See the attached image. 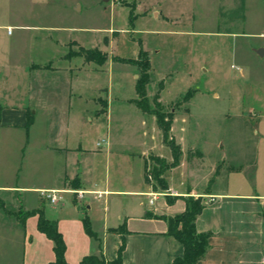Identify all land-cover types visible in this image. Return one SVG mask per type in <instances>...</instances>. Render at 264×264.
I'll list each match as a JSON object with an SVG mask.
<instances>
[{
    "label": "crops",
    "instance_id": "crops-1",
    "mask_svg": "<svg viewBox=\"0 0 264 264\" xmlns=\"http://www.w3.org/2000/svg\"><path fill=\"white\" fill-rule=\"evenodd\" d=\"M166 1L156 0L148 10L156 20L178 24L187 12L175 15ZM133 4L138 6L140 0ZM196 4L203 10H191L190 24L208 23L210 35L240 39L249 57L264 60V0H196ZM42 10L39 0H31L27 20L7 25L8 33L13 27L37 31L43 33L45 42L52 43L51 32L56 27L41 23V15L49 14L47 7ZM189 30L194 29L176 31L193 32ZM68 53L60 57L68 62L61 68L51 61L47 69H43L46 63L24 66L17 76L20 82L0 93V137L24 139L19 146V168L14 163L10 168L0 154V264L55 260L53 242L37 229L38 212L56 224L68 264H79L87 255L102 254L107 261L114 260L122 239L124 264H171L182 256L183 247L167 235L166 219L184 212L186 197L200 199L202 210L195 228L209 234L207 252L197 264H264V100L263 105L249 108L257 127L251 153L245 149L235 155L223 153L224 145L216 142L213 146L219 152L212 154V145L207 149L198 141L183 139L178 134L183 127L174 118L170 134L181 155L176 166L163 172L167 189L162 190L155 181L146 182L147 164L149 160L154 163L152 157L169 164L172 153L163 143L155 117L148 119L134 102L137 74L132 75L131 97L111 94L101 101L100 93L108 91L99 89L89 97L80 80L83 72H95L88 70L91 62L80 56L67 59ZM262 67L260 84L253 78V83L247 80L249 89L257 94L261 92L253 89L255 85L262 86L264 93V64ZM163 91L159 103L164 106ZM120 108L135 114L144 133L150 128L146 135L155 134L157 139H114L109 124ZM93 121L98 125L106 122L105 139L89 141L87 125ZM45 191H57L58 200L52 203L43 196ZM79 191L84 193L82 198L76 194ZM153 195L156 199L149 203ZM24 213L28 215L23 217ZM85 218L96 238L85 231ZM14 239L20 244L16 253L9 254L2 242Z\"/></svg>",
    "mask_w": 264,
    "mask_h": 264
},
{
    "label": "rangeland",
    "instance_id": "rangeland-1",
    "mask_svg": "<svg viewBox=\"0 0 264 264\" xmlns=\"http://www.w3.org/2000/svg\"><path fill=\"white\" fill-rule=\"evenodd\" d=\"M129 1L132 3L125 0H39L41 11L44 6L49 10V14L41 15V23L56 27L51 32L54 39L51 43L45 42L43 33L37 31L13 27L8 33L7 25L27 20L26 12L31 0H0V93L20 82L17 76L22 74L24 66L46 63L43 69H47L50 61L59 68L68 65L61 60L62 56L69 51L78 52L81 43L84 48H99L109 58L102 65L89 63L88 70L95 72H83L80 76L88 96L92 97L103 89L109 94L100 93L101 101L107 100L111 94L128 98L134 93L132 75L136 74V68L113 63L110 58L132 60L142 48L151 62L152 80L147 87L150 108H153L151 100L161 81L164 89L161 101L166 104L162 105L163 111L172 113L179 120L178 125L183 129L177 132L183 139L198 141L207 149L212 145V154L219 152L213 146L216 142L224 145L223 153L229 151L235 155L244 149L251 153L249 149L253 150L257 127L249 108L263 105V88L255 84H260L264 60L249 57L239 38L212 36L211 32L208 33L211 31L208 23L190 24L191 10H203L195 5L196 0L166 1L174 14L181 10L187 12L178 24L154 18L148 9L156 0H140L138 6L133 4L134 0ZM180 27L194 30H189L193 31L190 33L176 31ZM243 76L246 77L243 79ZM251 78L256 87L253 89H259L261 93L249 89L251 85L247 80L252 82ZM187 91L194 96L183 102ZM99 107H103L101 103ZM121 109L124 108L113 112V122L109 124L114 139H157L155 134L146 135L150 128L144 133V127L135 114ZM146 116L149 119L150 115ZM183 119L184 123H181ZM87 127L89 141L106 138V122L98 125L93 121ZM21 140L24 139H18L16 135L8 139L0 137V154L5 155L3 158L7 159L10 168L13 163L18 167L21 162ZM147 167V176L149 174L155 181L152 172L157 167L156 163L149 160ZM202 169L207 170L205 166ZM12 242H2L9 254L16 253L20 244L16 239Z\"/></svg>",
    "mask_w": 264,
    "mask_h": 264
},
{
    "label": "trees",
    "instance_id": "trees-1",
    "mask_svg": "<svg viewBox=\"0 0 264 264\" xmlns=\"http://www.w3.org/2000/svg\"><path fill=\"white\" fill-rule=\"evenodd\" d=\"M127 3V2H126ZM132 6V4L130 5ZM72 56H80L84 62H95L99 65L107 62L108 55L99 50V48H84L80 46L78 52H69L65 57L68 59ZM113 63L132 65L137 70V79L135 82V92L137 99L134 101L136 106L145 114L153 115L155 117L158 128L162 133L163 143L170 148L172 153V162L167 164L163 160L152 157L151 159L156 163L157 167L153 170L152 175L155 182L162 190L167 187L162 179V174L167 169L172 168L178 164L181 155V149L176 144L173 137L170 135L171 125L174 115L172 113H164L162 105L159 103V93L162 90V82H160L159 89L152 97L153 108H150L149 98L147 97V87L151 81V64L148 54L140 48L135 59L126 60L118 57H111ZM192 96V92L187 91L183 96V102H188ZM30 122V119H29ZM145 180L149 182L147 174L145 173ZM185 210L183 213L171 218H167L168 229L167 235L173 237L183 247V254L172 260L171 264H197L206 254L208 249V233H198L195 228V220L202 210L200 199L193 197H186ZM169 203L172 202L171 198H167ZM28 214L24 213L23 217ZM84 228L87 234L96 238L95 234L91 231L90 224L87 218L83 220ZM37 229L39 232L45 234L53 244L55 260L48 264H68L65 260V243L61 234L58 232L56 224L52 221L46 220L41 212H38ZM125 248V240H121V245L118 249L117 257L114 260L107 261L102 254L100 255H87L83 257L79 264H124L122 260V253Z\"/></svg>",
    "mask_w": 264,
    "mask_h": 264
},
{
    "label": "built area",
    "instance_id": "built-area-1",
    "mask_svg": "<svg viewBox=\"0 0 264 264\" xmlns=\"http://www.w3.org/2000/svg\"><path fill=\"white\" fill-rule=\"evenodd\" d=\"M99 146V144H97ZM147 172H148V169H147ZM148 180L151 181L152 178L151 176L148 174ZM43 196L46 197L47 199H49L52 203L56 202L58 200V197H57V194L58 192L57 191H45V192H42ZM78 195L79 198H82L83 196V192L82 191H79L76 193ZM156 196L153 195L152 197V200L149 201V203H152L156 198Z\"/></svg>",
    "mask_w": 264,
    "mask_h": 264
},
{
    "label": "water",
    "instance_id": "water-1",
    "mask_svg": "<svg viewBox=\"0 0 264 264\" xmlns=\"http://www.w3.org/2000/svg\"><path fill=\"white\" fill-rule=\"evenodd\" d=\"M137 77V76H136Z\"/></svg>",
    "mask_w": 264,
    "mask_h": 264
}]
</instances>
